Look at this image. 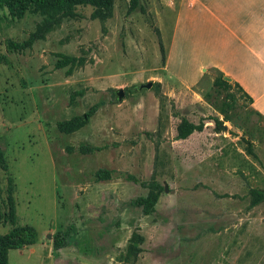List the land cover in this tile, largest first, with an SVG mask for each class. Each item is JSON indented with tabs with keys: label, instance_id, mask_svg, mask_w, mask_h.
<instances>
[{
	"label": "rangeland",
	"instance_id": "rangeland-1",
	"mask_svg": "<svg viewBox=\"0 0 264 264\" xmlns=\"http://www.w3.org/2000/svg\"><path fill=\"white\" fill-rule=\"evenodd\" d=\"M177 2L114 0L106 18L91 4L0 11V235L30 224L39 236L9 264H264V117L235 82L220 91L221 73L200 70L209 54L177 27ZM63 56L78 59L57 68ZM96 103L84 126L59 128ZM183 117L203 129L179 139ZM143 181L164 186L152 214L130 203L150 192Z\"/></svg>",
	"mask_w": 264,
	"mask_h": 264
},
{
	"label": "crops",
	"instance_id": "crops-1",
	"mask_svg": "<svg viewBox=\"0 0 264 264\" xmlns=\"http://www.w3.org/2000/svg\"><path fill=\"white\" fill-rule=\"evenodd\" d=\"M177 19L179 29H193L196 51L209 54L200 70L239 83L264 117V0H178Z\"/></svg>",
	"mask_w": 264,
	"mask_h": 264
},
{
	"label": "trees",
	"instance_id": "trees-1",
	"mask_svg": "<svg viewBox=\"0 0 264 264\" xmlns=\"http://www.w3.org/2000/svg\"><path fill=\"white\" fill-rule=\"evenodd\" d=\"M91 4L96 7L93 13L94 17L106 18L111 14L114 6V0H0V11H6L12 18H22L30 7L34 6L43 11H57L61 12L65 16H75L76 6ZM140 4V0H131L130 11H134ZM35 36L32 35L29 39L25 41H15L8 40L7 49L10 52L23 51L34 43ZM75 56H63L59 58L56 67L62 68L71 63L77 61ZM215 87L222 90H227L231 87L232 81L225 77L222 73L221 76L216 78ZM236 86L242 91L245 97L253 102V98L249 96L241 87V85L235 82ZM83 89L75 90L71 95V101L73 102L78 96L82 95ZM99 103H96L90 107V109L83 115H76L71 119L66 121H61L58 123L59 128L66 133H71L77 129L84 126L88 119L97 111ZM260 114L259 112H257ZM261 115V114H260ZM204 124H196L190 121L187 117H183L182 121L177 127V137L179 139H185L190 136L194 131L202 130ZM82 150L84 152H92L95 150L93 147L83 146ZM2 159V155L0 154ZM97 176L99 179L105 180L111 177V170L107 168H100L97 171ZM134 178V177H133ZM135 179V178H134ZM137 181V179H136ZM144 186L150 189V192L146 196H139L130 201L134 206L141 207L145 214H152L156 212V205L164 191V186L158 182L149 183L146 181L141 182ZM257 197H255V203L263 199V193L259 190H254ZM13 209V206H12ZM71 232V227L66 230H58L53 234V248L54 250L61 249L71 243V238L69 237ZM39 239L38 232L34 226L30 224H24L20 226H14L5 234L0 235V264H9V251L12 249H23L26 246L35 244ZM141 240V236L134 233L131 244L130 251L136 250L138 242Z\"/></svg>",
	"mask_w": 264,
	"mask_h": 264
},
{
	"label": "water",
	"instance_id": "water-1",
	"mask_svg": "<svg viewBox=\"0 0 264 264\" xmlns=\"http://www.w3.org/2000/svg\"><path fill=\"white\" fill-rule=\"evenodd\" d=\"M153 81H149V82H147V83H144V84H140L139 86H138V88L141 90V89H143V88H151L152 87V85H153ZM118 95H119V98H122L123 97V91L122 90H119L118 91Z\"/></svg>",
	"mask_w": 264,
	"mask_h": 264
}]
</instances>
